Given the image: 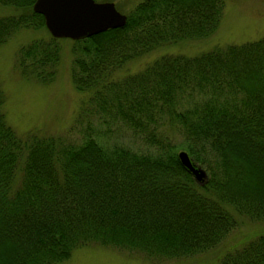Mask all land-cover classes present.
I'll use <instances>...</instances> for the list:
<instances>
[{
	"label": "trees",
	"instance_id": "1",
	"mask_svg": "<svg viewBox=\"0 0 264 264\" xmlns=\"http://www.w3.org/2000/svg\"><path fill=\"white\" fill-rule=\"evenodd\" d=\"M33 1L0 0L10 8L0 15V45L18 29L44 27ZM223 7L135 0L121 27L71 40V84L87 94L81 112L93 117L76 120V139L18 135L0 86V264H57L88 244L149 259L198 257L239 220L264 221V35L193 56L162 54L116 75L155 49L210 36ZM57 40L20 45V73L52 80ZM179 150L206 171L203 184ZM241 241L199 264H264V229Z\"/></svg>",
	"mask_w": 264,
	"mask_h": 264
},
{
	"label": "rangeland",
	"instance_id": "2",
	"mask_svg": "<svg viewBox=\"0 0 264 264\" xmlns=\"http://www.w3.org/2000/svg\"><path fill=\"white\" fill-rule=\"evenodd\" d=\"M135 0H112L117 10L125 13ZM99 2V1H98ZM117 7V6H116ZM10 12L8 6L0 5V15ZM50 34L44 27L38 29L21 28L0 45V86L4 93L3 112L9 126L21 135L27 130L60 135L76 139L80 127L76 120L93 119L81 110L85 108L87 94L76 91L70 80L72 39L58 38L59 61L52 80L41 82L25 77L16 67L15 55L20 45L32 39H47ZM264 35V0H224V7L216 31L202 39L185 40L155 49L135 59L116 71L117 76L141 69L143 64L162 54H182L193 56L214 46L238 44L255 40ZM117 140L131 141L127 132L114 133ZM206 172V171H205ZM234 230L213 250L198 257L178 259H149L142 254L88 244L76 248L71 255L57 264H199L209 263L215 253L234 245L242 239L264 229V221L251 222L242 219ZM245 240V239H244ZM243 240V241H244Z\"/></svg>",
	"mask_w": 264,
	"mask_h": 264
},
{
	"label": "water",
	"instance_id": "3",
	"mask_svg": "<svg viewBox=\"0 0 264 264\" xmlns=\"http://www.w3.org/2000/svg\"><path fill=\"white\" fill-rule=\"evenodd\" d=\"M31 8L42 16L44 27L54 38H86L109 28L121 27L126 19L112 1L34 0ZM177 157L197 184L207 180L205 170L192 162L184 150L177 151Z\"/></svg>",
	"mask_w": 264,
	"mask_h": 264
}]
</instances>
